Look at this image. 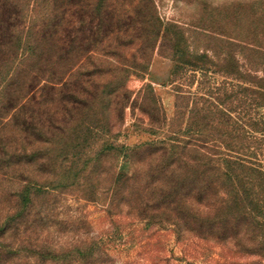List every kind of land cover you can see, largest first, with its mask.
<instances>
[{"label":"rangeland","instance_id":"obj_1","mask_svg":"<svg viewBox=\"0 0 264 264\" xmlns=\"http://www.w3.org/2000/svg\"><path fill=\"white\" fill-rule=\"evenodd\" d=\"M85 11L0 0V264H264V245L203 240L120 205L121 160L100 156L158 136L216 149L262 174L247 191L264 214V52L249 46L264 44V2Z\"/></svg>","mask_w":264,"mask_h":264},{"label":"trees","instance_id":"obj_2","mask_svg":"<svg viewBox=\"0 0 264 264\" xmlns=\"http://www.w3.org/2000/svg\"><path fill=\"white\" fill-rule=\"evenodd\" d=\"M50 1L83 3L86 16L99 21L157 17L158 0ZM254 2L259 4L264 0ZM232 13L233 19L239 17L237 9ZM249 46L252 51L264 52V44ZM151 106L155 113L160 112L156 101H152ZM150 122L153 124V120ZM155 131L150 129L148 133L156 137ZM115 152L121 166L111 184L120 205L134 209L138 216L146 213L164 216L181 232L195 234L203 240H236L238 243L246 240L252 241V245H264V214L259 211L258 195L247 191L255 186L252 178L259 180L262 174L244 161L232 156L220 157L216 149L185 145L168 136L122 147L120 151L110 146L100 156L116 155ZM71 251L78 256L88 254V257H94L92 248L88 253L78 248Z\"/></svg>","mask_w":264,"mask_h":264}]
</instances>
